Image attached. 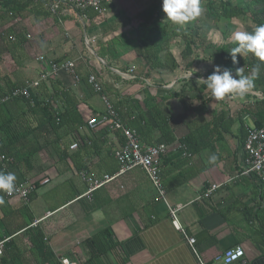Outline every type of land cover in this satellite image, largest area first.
<instances>
[{"label":"crops","instance_id":"obj_1","mask_svg":"<svg viewBox=\"0 0 264 264\" xmlns=\"http://www.w3.org/2000/svg\"><path fill=\"white\" fill-rule=\"evenodd\" d=\"M159 2L111 0L101 15L88 10L84 16L61 5L54 15L19 20L14 28L26 36H20V42L19 38L16 43L0 39V85L4 84L3 79L17 84L36 80L43 67L37 60L40 55L57 63L74 61L77 81L65 70L49 79L68 91L83 122L74 129L68 126L65 132L49 135L53 141L10 169L16 175L15 183L37 184L26 204L12 199L15 208L27 206L32 216L28 225L39 233L37 248H31L22 237L21 244L26 249L19 257L23 264H50L54 260L61 264V259L76 264H215L216 257L235 246L243 249L244 256L231 264H264V189L255 175L240 174L245 153L238 139L239 124L234 122L228 131H222L219 140L210 138L207 143H196V153H190L179 142L187 134L201 131L202 119L211 120L220 109L221 99L210 90L207 89L210 99L203 106L195 89L203 82L200 78L206 80L207 73L220 65L216 51L196 50L197 54L183 60L180 39L176 38L163 54L174 59L165 62L167 66L175 62L177 67L172 71L152 69L147 77L138 78L141 83L133 82L138 67L144 64L135 55L136 29L152 17ZM201 7L203 12L196 19L183 25L173 24L183 29L197 24L207 43H222L220 32L221 39L212 40L217 29ZM160 21L170 20L165 13ZM187 62H191L189 67ZM122 68L126 72L131 68L132 72L127 75ZM90 73L101 80L100 93L88 85L86 76ZM143 89L157 97L169 116L175 137L172 143H164L154 127L150 129L151 142L167 147L160 160L162 194L152 187L142 170L135 168L94 191L91 199L85 198L86 187L79 173L116 172L113 152L123 142L120 131L105 124L89 128L87 121L100 120L106 111L104 98L112 107H121L125 117L132 116L142 109ZM179 90L181 100L168 96ZM247 94L264 99L259 92ZM160 96L165 99L160 100ZM225 98L223 107L231 113L241 103L252 100ZM59 99L55 105L62 107ZM6 107L5 114H0L4 123L10 116L18 117L22 126L36 125V115L25 102L9 101ZM146 118L149 123L148 115ZM118 119L126 127L127 119H123L125 124L119 115ZM241 119L244 128L252 125L249 115H242ZM36 140L39 143H29L31 147L45 145L39 134ZM74 143L76 148L70 149ZM213 155L217 159L210 162ZM213 184L218 187L203 196ZM171 210H176L174 217ZM22 220H26L25 215L16 219ZM188 237L194 239L192 247ZM1 244L0 240V249Z\"/></svg>","mask_w":264,"mask_h":264},{"label":"trees","instance_id":"obj_2","mask_svg":"<svg viewBox=\"0 0 264 264\" xmlns=\"http://www.w3.org/2000/svg\"><path fill=\"white\" fill-rule=\"evenodd\" d=\"M53 1L54 0H0V39L3 40L4 43H16L20 36L26 38L21 32L15 30L14 26L19 20L29 16L38 18L51 15L49 9ZM200 3L205 8L212 24L216 26L221 22L232 24L231 22H233V20H240L242 18L249 20L254 28L260 24H264V0H200ZM60 6L57 12L60 11ZM163 15H165V13L162 9L161 0V2L155 5V11L152 17L136 29L138 43L136 45L135 55L142 63L144 62V64L138 67L137 73H135L136 78L133 82L141 83L138 78L140 76L147 77L148 72L152 69L164 68L172 71L177 67L175 62L167 66L165 62H173L174 59L168 53L163 54V52H166L171 42L176 38L180 39V56L183 60H188L193 55L197 54L196 50L204 51L207 48H213L216 51L218 63L225 68L231 69L233 73H235L236 68L243 67L245 74H250L252 67L259 62L258 58L251 53L243 56H239L238 54L239 63L234 65L231 61L229 52L237 45L235 41H228L230 34L225 30H221L220 33L226 42L223 41L219 45H214L212 43H207L204 31L197 24L184 29L179 28L171 21H166L165 23L161 22L160 19ZM11 37H13V39H11ZM20 41L21 39L19 42ZM190 65L191 62H187V67ZM122 71L126 73L125 69ZM212 72L213 70H210L206 76L208 77ZM3 81L4 84L0 85V98L9 94L13 88L25 84L10 82L8 79H3ZM185 86L188 85L186 84ZM190 88H192V86L189 85L188 89ZM195 89L200 93V100L204 106L210 99L208 96L209 91H207L205 83H199ZM250 91L259 92L264 95V66L261 68L259 78L255 80L254 88ZM143 93L144 97L141 105L142 109L140 108L141 111L138 109V112H135L132 116H128L127 118L121 113V107L118 108V106L113 104L114 110L117 112L122 122L123 119H127L125 122L126 124L124 122L123 124L135 131L139 142L143 145H157L156 142H151L149 138V133L152 131L150 129L153 127V130L158 132L159 137L164 143H172L175 137L169 126V116L157 102L156 96L148 94L145 89H143ZM168 96H176L181 100L183 95L182 91L179 90L175 95L169 94ZM58 97L60 98V102L63 103L62 107L55 105V100ZM243 97L251 98L252 100L241 103L240 108L233 112L234 114L228 112L229 110L223 107L225 101L221 99L218 113L214 115L211 120L204 121L202 119L203 125L201 131L196 134L189 133L180 139L179 142L183 143L190 153H196L198 150L194 147L196 143H207L210 138L212 140H219L221 138V132L228 131L229 127L234 122H237L239 124V132L241 133L238 139L243 145L246 132L244 122L241 119L242 115H249L254 127H264V99L251 97L248 94ZM159 98L160 100L165 99L161 96ZM228 99L232 100L229 97ZM9 101L25 102L30 112L36 115V125L34 127H30L28 124L22 126V123L18 122L20 121L18 117L13 118L8 116L5 123L0 119V154L7 158V161L4 160L0 163V172H10V169L17 166L23 158H28L39 152L47 143L53 141V139L48 138L49 135L58 134L60 130L65 132V127L67 129L68 126L74 129L83 124L81 118L78 117L75 103L70 99L68 91L62 89L60 84L54 79H47L46 81L40 82L37 88L30 90L29 99L15 97L11 98ZM9 101L0 104V114H5L4 111H6V105ZM132 101L131 99V102ZM146 115L149 117V123ZM205 132L206 135L204 134ZM37 134H39L41 143L45 145L40 144L33 148L29 143H39L36 140ZM252 175L255 174L252 173ZM255 177L258 179L260 186L264 189L262 182L256 175ZM36 185V181L29 184L31 190L28 194V201L32 199ZM0 197L3 198V203H0V240L2 242L0 249V264H23L19 257L26 249V246L22 247V237L27 239L31 248H37L38 244H40V241H37L39 233L28 225L32 221V216L29 214L26 205L15 208L14 204H12L16 203L13 202L15 200L6 198L3 191H0ZM23 215L26 216V220H22V222L16 221L19 216ZM50 264L58 263L54 260Z\"/></svg>","mask_w":264,"mask_h":264},{"label":"built area","instance_id":"obj_3","mask_svg":"<svg viewBox=\"0 0 264 264\" xmlns=\"http://www.w3.org/2000/svg\"><path fill=\"white\" fill-rule=\"evenodd\" d=\"M111 0H54L50 5L51 14H56L59 6L65 5L70 9L78 12L80 16H84L88 10L94 11L101 15L104 7ZM10 38V37H9ZM13 39V37H11ZM37 60L43 65L41 72L36 80L28 81L24 85L13 88L9 94L0 98V104L10 100L11 98L19 97L24 99L30 98V90L39 86L40 82L46 81L50 76L57 75L59 70L70 72L78 80V75L75 72V62L73 60H65L61 63L53 62L46 59L44 56H38ZM132 72L131 68L125 73ZM87 83L94 92L100 93L102 91L101 80L90 73L87 77ZM106 111L101 115L100 120L91 118L87 121L89 128H95L98 124H105L113 130H118L123 136L122 144L113 152L114 159L117 163V170L111 174L95 175L87 171L79 173L81 181L84 183L86 189L83 196L91 199L94 191L113 181L117 177L131 171L132 169H140L147 176L152 187L160 194H162L161 180H160V160L167 152V147L164 144H157L155 146L143 145L139 142L135 131L122 125L118 119L116 111L112 105L104 98ZM245 140L243 149L245 153L244 166L240 170V174H255L264 185V127L256 128L253 125L245 126ZM76 143L70 145V149H75ZM7 161L4 155L0 154V163ZM218 186L216 184L210 185L203 196H209ZM31 187L27 184H16L14 192L9 195L4 193L8 199H20L25 203L28 202V194ZM176 210H171V215L174 217ZM34 222L33 224H35ZM176 224V222H174ZM177 225V224H176ZM187 242L192 247L193 238H187ZM244 251L240 246H235L226 249L220 256L215 258V264H231L232 262L242 260ZM61 264H76L75 262L61 259ZM199 264H203L199 262Z\"/></svg>","mask_w":264,"mask_h":264},{"label":"clouds","instance_id":"obj_4","mask_svg":"<svg viewBox=\"0 0 264 264\" xmlns=\"http://www.w3.org/2000/svg\"><path fill=\"white\" fill-rule=\"evenodd\" d=\"M162 9L166 13L168 20L175 24L183 25L199 17L203 8L200 0H162ZM236 47L230 53L231 61L234 65L239 63V56L248 53L258 58L250 74H245L243 67L236 68L235 73L229 68L216 65L212 74L207 79L200 78L208 90L217 99L226 96L243 97L255 86V80L259 78L261 68L264 66V24L258 25L253 32L237 31L233 34ZM223 69V70H222ZM217 157H210V162H215ZM16 175L14 173L0 172V191L11 195L15 190ZM0 203L3 198L0 197Z\"/></svg>","mask_w":264,"mask_h":264},{"label":"rangeland","instance_id":"obj_5","mask_svg":"<svg viewBox=\"0 0 264 264\" xmlns=\"http://www.w3.org/2000/svg\"><path fill=\"white\" fill-rule=\"evenodd\" d=\"M231 23L232 24L226 23V22H221L217 26L215 25L216 29H217V32H216V35L213 36L212 40L216 42L217 39H219V40L221 39L220 35H219V32L221 30H225L226 32H228V34H230L228 41L229 42L230 41L233 42L234 41L233 40V34L235 32H237V31H247V32L251 33L255 29L253 24L249 20H246L245 18H242L240 20H238V19L233 20V22H231ZM231 30H232V32H231ZM223 41H224V39H223ZM224 42H226V41H224Z\"/></svg>","mask_w":264,"mask_h":264}]
</instances>
